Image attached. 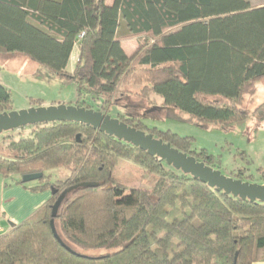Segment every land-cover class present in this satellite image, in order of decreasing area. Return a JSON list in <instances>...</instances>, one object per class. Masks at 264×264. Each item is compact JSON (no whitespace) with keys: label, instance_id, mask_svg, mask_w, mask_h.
Wrapping results in <instances>:
<instances>
[{"label":"trees","instance_id":"16d2710c","mask_svg":"<svg viewBox=\"0 0 264 264\" xmlns=\"http://www.w3.org/2000/svg\"><path fill=\"white\" fill-rule=\"evenodd\" d=\"M122 24L138 39L128 54ZM83 33V36L81 34ZM128 35V34H127ZM73 73L66 68L75 47ZM0 53H20L76 85L77 105L110 113L122 84L156 93L164 105L202 121L233 124L250 116L248 95L264 79V4L251 0H0ZM132 93L130 89H125ZM118 99V98H117ZM251 102V101H250ZM34 105H42L39 99ZM0 82V114L12 111ZM253 115L264 120V102ZM214 166L193 139L119 117ZM5 136L0 174L34 190L55 189L31 217L0 235V264H257L264 260V201L219 191L158 156L91 125L57 121ZM14 131V130H10ZM121 158L157 175L151 188L118 181ZM70 175L53 180L52 170ZM262 181L264 170L259 169ZM243 172L236 177L241 178ZM245 180V179H243ZM98 183L97 186H81ZM77 186V187H75ZM72 188L54 218L52 205ZM68 247L81 253H74ZM109 251L101 256L84 250Z\"/></svg>","mask_w":264,"mask_h":264},{"label":"rangeland","instance_id":"374dc122","mask_svg":"<svg viewBox=\"0 0 264 264\" xmlns=\"http://www.w3.org/2000/svg\"><path fill=\"white\" fill-rule=\"evenodd\" d=\"M254 6L264 4V0H251ZM128 34V35H127ZM118 38L125 41L130 52H134L138 46V39L128 33L125 24H122ZM24 55L20 53H0V79L7 82L12 94V109H29L39 99L45 103L66 101L71 104L76 98V85L70 78H62L51 71L44 73L41 65L39 71L25 72L21 69ZM18 71H23L19 74ZM21 75V76H20ZM121 91L116 95L114 106L110 112L112 117L140 118L149 128L166 132L171 131L180 136H188L193 139V149L206 150L215 168L223 173L236 177L243 172L245 181L264 184L259 169L264 170V120L253 115L254 108L264 102V79L257 82L256 92L248 95V103L244 108L250 116L233 124H221L212 121H202L177 107L164 105L163 96L151 93L148 97L138 94L141 86L130 82L122 84ZM130 89L132 93L123 91ZM251 101V102H250ZM75 105V102H73ZM26 135L28 128L21 130L0 132V154L12 156L8 148L5 136ZM53 180H65L70 172L64 167L51 171ZM118 181L130 187L151 188L150 183L157 175L145 168L121 158L114 173ZM237 178V177H236ZM38 180L31 181L36 183ZM51 191V189H50ZM52 192V191H51ZM87 255L101 256L109 251L99 249L84 250Z\"/></svg>","mask_w":264,"mask_h":264},{"label":"water","instance_id":"95a60500","mask_svg":"<svg viewBox=\"0 0 264 264\" xmlns=\"http://www.w3.org/2000/svg\"><path fill=\"white\" fill-rule=\"evenodd\" d=\"M57 121H76L93 126L102 132L114 135L128 143H131L150 155L158 156L165 160L167 164L174 166L178 170L191 174L203 183L217 188L219 191H225L240 196L243 199L252 201H264V184L245 181L241 178L226 175L219 168L200 161L196 157L186 152L180 151L172 144L163 139L154 137L153 134L145 130L130 126L118 117H112L110 113H105L94 108H87L77 104H52L48 106H33L29 109L12 110L0 114V132L19 129L28 125L57 122ZM42 172L25 174L23 181L29 183L43 177ZM98 183H83L81 186H97ZM77 187V186H75ZM69 188L62 192L56 202L52 205L51 227L54 235L62 244L66 245L60 238L56 229L54 218L57 216L59 208L63 203L66 194L71 190ZM56 192L52 189V193ZM67 246V245H66ZM74 253L81 254L68 247Z\"/></svg>","mask_w":264,"mask_h":264},{"label":"crops","instance_id":"0c3cea01","mask_svg":"<svg viewBox=\"0 0 264 264\" xmlns=\"http://www.w3.org/2000/svg\"><path fill=\"white\" fill-rule=\"evenodd\" d=\"M108 4H112L114 0H106ZM122 46L128 54H132L128 49L125 41L120 39ZM22 55V54H20ZM79 58V49L76 46L71 54L70 60L68 62L66 70L69 73H73L76 67V63ZM22 64L21 69L26 68L25 72L39 71L41 65L30 60L26 56L21 58ZM43 66V65H42ZM45 67V66H44ZM44 73H49L50 71L47 67L42 69ZM22 74L23 71H18ZM21 76V75H20ZM0 82L9 88V84L4 80L0 79ZM77 104V94L74 101L71 104ZM68 104L66 101H55L52 104ZM42 105L48 106V103L43 102ZM38 106V105H32ZM37 185L36 183L29 182L27 184H21L14 180L5 178L0 174V225L7 231L12 229L14 226L22 223L34 213H36L40 208L47 204L53 196L50 189L34 190L33 187ZM264 264V260L257 263Z\"/></svg>","mask_w":264,"mask_h":264},{"label":"built area","instance_id":"2783aa9c","mask_svg":"<svg viewBox=\"0 0 264 264\" xmlns=\"http://www.w3.org/2000/svg\"><path fill=\"white\" fill-rule=\"evenodd\" d=\"M81 36H83V33L81 34ZM6 232V230L0 225V235L4 234Z\"/></svg>","mask_w":264,"mask_h":264}]
</instances>
